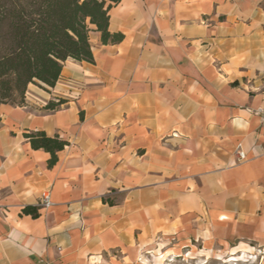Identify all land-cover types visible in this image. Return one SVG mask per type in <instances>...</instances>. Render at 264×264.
Returning <instances> with one entry per match:
<instances>
[{
  "label": "crops",
  "instance_id": "obj_1",
  "mask_svg": "<svg viewBox=\"0 0 264 264\" xmlns=\"http://www.w3.org/2000/svg\"><path fill=\"white\" fill-rule=\"evenodd\" d=\"M108 31L123 39L91 33L92 64L0 105V264H143L155 239L264 247V0H121ZM37 131L67 143L52 167Z\"/></svg>",
  "mask_w": 264,
  "mask_h": 264
},
{
  "label": "trees",
  "instance_id": "obj_2",
  "mask_svg": "<svg viewBox=\"0 0 264 264\" xmlns=\"http://www.w3.org/2000/svg\"><path fill=\"white\" fill-rule=\"evenodd\" d=\"M121 0H0V105L21 106L29 85L47 91L56 85L67 60L92 64L90 34L103 45L121 42L108 31L109 12ZM64 100L49 102L54 110ZM31 148L50 155L48 166L67 143L44 132L25 134ZM23 213L38 216L27 206Z\"/></svg>",
  "mask_w": 264,
  "mask_h": 264
},
{
  "label": "rangeland",
  "instance_id": "obj_3",
  "mask_svg": "<svg viewBox=\"0 0 264 264\" xmlns=\"http://www.w3.org/2000/svg\"><path fill=\"white\" fill-rule=\"evenodd\" d=\"M26 96L27 90L24 99ZM142 256L143 264H264V247L222 239L212 244L198 239H155Z\"/></svg>",
  "mask_w": 264,
  "mask_h": 264
},
{
  "label": "built area",
  "instance_id": "obj_4",
  "mask_svg": "<svg viewBox=\"0 0 264 264\" xmlns=\"http://www.w3.org/2000/svg\"><path fill=\"white\" fill-rule=\"evenodd\" d=\"M254 114L256 116H258L261 120H262V123L264 124V106H261V107H258L257 109L254 110ZM235 155H236V158H237V161L238 162H241L245 159V153L244 151L241 149L240 146L237 147L236 151H235ZM43 204L45 206L48 205V200L47 198H44L43 199Z\"/></svg>",
  "mask_w": 264,
  "mask_h": 264
}]
</instances>
